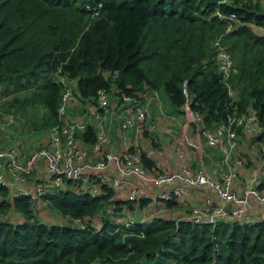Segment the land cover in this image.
<instances>
[{"label":"trees","instance_id":"obj_1","mask_svg":"<svg viewBox=\"0 0 264 264\" xmlns=\"http://www.w3.org/2000/svg\"><path fill=\"white\" fill-rule=\"evenodd\" d=\"M216 38L234 60L227 84L217 67ZM59 68L76 81L81 99H94L113 83L128 93L155 88L163 91L167 110L182 115L185 82L190 106L206 126L249 107L264 126L259 0H0V95L12 96L7 106L35 131L57 121ZM84 137L94 139L92 125ZM143 163L155 162L143 156ZM66 184L43 200L70 219L88 217L83 227L44 221L28 194L0 188V264H91L96 258L105 264H264V220L198 225L139 216L126 225L129 220L111 218L112 210L122 203L142 209L148 199H115L105 184L98 195ZM104 206H112L110 213L100 214ZM11 209L23 219H8ZM95 215L102 217L98 228L90 221Z\"/></svg>","mask_w":264,"mask_h":264},{"label":"built area","instance_id":"obj_2","mask_svg":"<svg viewBox=\"0 0 264 264\" xmlns=\"http://www.w3.org/2000/svg\"><path fill=\"white\" fill-rule=\"evenodd\" d=\"M216 13L221 15L218 9ZM228 18H235V13L231 12ZM214 45L217 67L227 84L228 76L234 71V60L220 38L214 40ZM55 78L62 87L56 106L57 121L46 129L47 142L38 145L27 155L16 145L0 147V188L6 185L5 174L8 173L10 185L23 190L18 187L19 184L33 174L42 160L44 169L34 178L33 189L22 191L29 195L33 205L39 203L45 194L64 188L66 182L70 181V188L85 189L92 195L100 194L105 184L115 193L125 194L128 200L137 202L139 199H148V204L162 203L153 212L142 213L139 221L157 216L189 220L198 225L215 224L228 219L240 224L263 220L249 211L252 198L264 206V126L252 107L244 111L234 108L224 120L208 127L204 124L201 112L190 106L184 82L186 98L182 105L185 120L182 138L183 144L193 148L197 164L175 169H167L156 163L145 166L143 156L149 157L155 147H141L135 140L127 142L124 137L119 147L109 146L112 140L108 118L120 117L117 125L120 131L130 130L135 135L154 133L156 125L150 106L161 104L157 89L128 93L113 83L101 88L94 99H81L73 78L61 72L60 68ZM228 93L236 100L237 91L233 87L229 86ZM82 104H85L84 111L80 106ZM89 125L94 127L92 141H86L84 137ZM189 130L192 135L187 137ZM251 140L257 152L256 164L253 162L250 182L236 190L233 180L246 163L239 148L242 144L248 145ZM205 147L218 150L220 158L217 161L212 159ZM205 158L208 163L204 161ZM202 186L210 189L212 194L191 203L193 189ZM169 201L172 202L170 205L167 204ZM224 203L236 206L226 208ZM173 206L181 209L179 215H176L177 211L171 210ZM132 221L129 220L126 225ZM80 223L83 227V223Z\"/></svg>","mask_w":264,"mask_h":264},{"label":"crops","instance_id":"obj_3","mask_svg":"<svg viewBox=\"0 0 264 264\" xmlns=\"http://www.w3.org/2000/svg\"><path fill=\"white\" fill-rule=\"evenodd\" d=\"M8 96L7 95H0V99H2V102H3V104L0 105V147H5V146H9V145H16L22 149V151L25 155H27L31 150L34 149V147H38L39 144L46 143L47 139H48V134H46V133L41 134L42 131L46 132V130L35 131L33 129L32 130L30 129L27 131V137H29L27 139V137H23V134H21L22 130L18 129L16 127H13V129H16L18 131L16 133H10V130L8 127H9V124H11V122H10V120H9L10 118H8V116L10 114H13V111H12V109H9V107L6 104L7 102H5V101L9 100ZM159 108L160 107H158L156 104H151V106H150L151 113L155 119V125H156L155 129H156V127L160 126L161 131H165V130L169 129V127H170L169 125H170L171 121L166 122V121L160 120V116L157 114V112L160 110ZM13 115H15L16 118L21 119L25 123V118L19 117L18 114L17 115L13 114ZM175 115L180 117V115H177V114H175ZM119 119H120V117H113V116H109V118H108V123L110 124V127H111L110 132H111V140H112L111 143L109 142V146L111 144V146H113L114 148L119 147L122 137H124L127 140V142H131V141L135 140L137 142V144H139V145H140V143L141 144L145 143V144L141 145V147H145V146L150 145V144L146 143V141L148 140L147 137L148 136L155 137L154 133L145 137V136H143L144 133H137L135 135L130 130L129 131H120L117 129ZM32 131L37 133L33 137L35 139V143L33 144L34 147H32V143H33L32 139L33 138L31 137L32 134L30 133ZM7 133H8V136H7ZM155 139L157 140L159 145H158V147H155L154 152L159 151V148L162 149L163 151H165L164 156L159 155V154H155L154 152L149 155V158H152L154 160V162L156 164H158V166H163L167 169H175V168H180L181 166L187 165V164H191V165L197 164V158H196V156L192 155V152L191 153L187 152L185 155L179 156V158H173V155L171 153H169V150H170L169 144L164 143V141L161 142L159 140L157 134H156ZM183 145L186 146L185 144H183ZM254 146L255 145L253 143V140H251L248 145L242 144L241 148H239V151H241L243 157L246 160V163L241 168V170L238 172V174L235 177V180L233 182L234 188L236 190H240L241 188L246 186L251 180V168H253V162H254V164H256L255 154L257 153L255 151ZM208 151L211 153V155L213 157L212 159H214L215 161H217L220 158V152L218 150H215V149L209 147ZM183 152H184V149L180 148L179 153L182 154ZM204 161L206 163H208L207 158H205ZM38 165L39 166L34 170L33 174L30 177H28V179L26 181H24L22 184H19L18 187H20L23 190H18L17 187L10 185V183H9L10 182L9 181L10 176L8 175V173H6L5 174L6 186L8 187L9 192L12 194H15V193H22V191H24V190L31 191L33 189L34 178L38 177L39 174H41L42 170L44 169V165L42 163V160H40L38 162ZM262 175H264V171L262 172ZM154 189L156 190L157 187H155ZM209 194H212V191L205 186H202V187L197 188V189H193V193L191 195L192 198H191L190 202L196 203V202L202 200L206 195H209ZM124 195L125 194H123V193L120 194V196H118L117 199H121V200L125 201L126 199L124 198ZM115 196H116V194H115ZM251 202H252V204L249 208V211L257 214L258 216L262 217L264 220V206L261 205L260 203H258L253 198L251 199ZM161 204L162 203H158L155 205L154 204H147V205L143 206L142 209L137 207L135 204H132L133 208L130 207V209L136 210L137 213H136L135 217H139L142 213L143 214L145 213V207H146L147 212H153ZM223 205L226 208H233L236 206V204H232V203H224ZM171 210L177 211L176 215H179L180 211H181V209H178L176 206L171 207ZM6 216L8 219H10L11 221H14V222L20 221L23 219L21 213L18 211H15L14 209H11L7 213ZM55 217L57 219V223H69V221H71V220H76V219H70V217L64 216L58 212H57V215H55ZM86 219L88 220V217H84L83 222L87 221Z\"/></svg>","mask_w":264,"mask_h":264},{"label":"rangeland","instance_id":"obj_4","mask_svg":"<svg viewBox=\"0 0 264 264\" xmlns=\"http://www.w3.org/2000/svg\"><path fill=\"white\" fill-rule=\"evenodd\" d=\"M259 3L261 4L262 10H264V0H259ZM257 30L263 32V30L261 28H258ZM222 35L223 34H220L219 36H222ZM160 91H158V93H159L161 104H160V106L159 105L158 106L161 107V108H159L160 110L157 112V114L160 116V120H163V121H166V122L171 121V123L169 125L170 126L169 129H167L165 131H161L160 126L156 127V129L154 131L155 137H156V134H157L158 138H159V140L161 142L164 141V143H168L169 144V146H170L169 153H171L173 155V158H179V156H183L187 152H190V153L192 152V155L195 156V152H194V150H193V148L191 146H189V145L184 146L183 145L184 139L182 138V124L185 122L183 114L180 115V117H179V116H176L173 113H170L167 110V107H168L167 99H166L163 91L161 89H160ZM8 97L10 99L12 96L9 95ZM1 104H3L2 99H0V105ZM84 105L85 104L80 105V106H82L83 111L85 110ZM28 110L32 111L30 109H28ZM8 118H10L9 120L11 122V124H9V127H8L9 130H10V133H16L18 130L13 129V127H16L18 129L22 130L21 134H23V137H27V131L30 130V129L32 130V128L29 126L28 121H25V123H24L21 119L16 118V116L13 115V114H10L8 116ZM30 133L32 134L31 135L32 138L34 137L35 134H37L34 131H32ZM45 133L47 134V131L46 132L42 131L41 134H45ZM190 135H192V131L191 130H189L187 132V137H189ZM7 136H8V133H7ZM143 136L147 137L148 135L146 133H144ZM155 137L148 136L147 137L148 140L146 141V143L150 144L153 147H158L159 144H158L157 140L155 139ZM28 138L29 137H27V139ZM32 141H33L32 147H34L33 144L35 143V139L33 138ZM143 144H145V143H143ZM143 144L140 143V146L143 145ZM34 148H36V147H34ZM180 148L184 149V152L182 154L179 153L180 152ZM205 148L208 151L209 147H205ZM161 150L162 149L159 148V151H156L154 153L164 156L165 155L164 154L165 151H163V150L161 151ZM234 180H233V182H234ZM115 194H116V196H115V199H116L122 193H115ZM35 205H36V209L35 210L37 211L36 214H37L38 217L40 216L39 218H42V220L47 221V222H57V219L55 217V215H57V211H55L54 209L50 208L47 205V203L45 202V200L41 199V201L39 203L35 204ZM111 209H112V206L111 207L104 206V209L100 212V214H104V212L105 213H108V212L110 213ZM145 211H146V207H145ZM136 213H137L136 210H134V209L132 210V209H130L128 207L127 204L122 203L121 204V208L119 210H115V211L112 210V214L113 215L111 216V218H113L116 222L124 223V222L130 220L131 218H134ZM90 221H91V223H93L96 226L95 228H98L101 225L102 217H101V215H95L94 217H92V219ZM90 221H88V222L90 223ZM69 222H71V221H69ZM80 222L86 223V221L83 222L81 220H78V221L77 220H73L72 224H78V223L81 224ZM91 264H105V263H101V261L98 258H96V259H93L91 261Z\"/></svg>","mask_w":264,"mask_h":264}]
</instances>
